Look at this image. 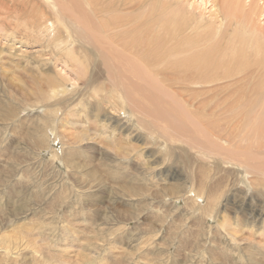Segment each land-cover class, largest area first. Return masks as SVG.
<instances>
[{
	"label": "rangeland",
	"instance_id": "rangeland-1",
	"mask_svg": "<svg viewBox=\"0 0 264 264\" xmlns=\"http://www.w3.org/2000/svg\"><path fill=\"white\" fill-rule=\"evenodd\" d=\"M80 1L78 10L59 0L60 12L75 19L80 11L101 10L106 21L115 0ZM255 1L264 12V0ZM180 2L193 4L188 11L199 19L198 52L213 37L226 45L223 37L236 24L209 32L211 0ZM35 9L54 18L44 0H5L0 7V260L3 240L21 238L22 248L6 264H34L30 250L41 247L57 255L54 264H264V143L250 137L215 147L206 120L197 118L206 95L172 89L160 78L143 81L125 74L122 63L111 72L105 59L118 60L106 55L95 31L75 37L70 52L78 61L65 57L48 41L54 31L30 30ZM262 20L261 32L245 26L237 46H254L243 45L248 33L264 42ZM117 71L126 87L115 84ZM249 71L245 93L258 85L263 101L264 78L258 81L255 67ZM48 80L61 93L45 94ZM129 84L138 97L128 100ZM145 95L157 97L160 109L183 114V136L165 131Z\"/></svg>",
	"mask_w": 264,
	"mask_h": 264
},
{
	"label": "bare ground",
	"instance_id": "bare-ground-1",
	"mask_svg": "<svg viewBox=\"0 0 264 264\" xmlns=\"http://www.w3.org/2000/svg\"><path fill=\"white\" fill-rule=\"evenodd\" d=\"M44 1L53 12L54 18L52 19L56 24L50 17L46 18V13L44 14L43 11L35 9L34 17L29 20L30 30L34 34L39 32L42 36L49 35L51 31H54L55 34L48 41L54 43L55 47L60 48L61 51L59 52H62L65 57L74 60L76 57L74 54L72 56L70 52V50L74 52V48H70V46L76 42V38L82 33H86L87 36L92 35L95 31L100 36V42L103 45L102 48L106 51V55L118 60L113 64L105 59L104 65L111 72L117 70L118 63H122L125 65V68L122 69L125 74L127 72L136 74L137 78L143 81H152L157 84V80L160 78L161 81L165 80L163 85L166 81L170 82L169 85L167 83V87L169 86L172 89L174 85H177V88L182 89L183 92L189 94L201 92L202 95H206V101L199 105L197 118L201 116L202 119L206 120L208 137L212 138L215 147L220 142L233 145L250 137L254 141L264 143V100L258 102L259 86L248 89L245 93L250 82L249 78L253 75V72H247L249 69L252 67L258 69V81L264 78V42L260 41L257 36L248 33L246 34L248 40L244 41L243 45L247 46L255 43L254 46L249 49L244 46H237L241 34L245 33L243 31L245 26L253 31H262V27L258 24L260 20L263 21L264 12L260 13L261 8L255 0H250L248 3L246 0H211L212 9H215V11L212 12L211 17L214 21L210 23L208 31L211 32L214 26L220 31L229 29L235 24L236 27H234L235 31L233 33H228L223 37L225 46L222 44L221 39L213 37V45L207 48V51L201 52L197 51L196 43V40L201 36V31L195 34L199 26V19L188 11V7L191 8L193 4L187 5L180 2V0H115L110 4L112 11L108 10L107 3L105 5L110 15L106 16L107 20L105 21L101 20L104 16L100 14L103 12L101 10L96 12L95 16L80 11L79 16L72 19L63 16L60 12L59 0ZM66 2H72L78 10L82 9L80 0H66ZM4 5L5 0H0V7L3 8ZM99 5L103 6V4ZM57 24L63 27L65 37L62 35V29ZM217 36H219L218 33ZM50 45L51 47L54 46ZM258 55L260 66L257 63ZM122 56L126 57L127 61H122L120 58ZM115 73L117 74L116 78H118L117 80L114 78L115 84L119 82L126 87L125 74L118 76L119 71ZM237 75H240V79L231 83L230 81ZM80 79L83 80V77ZM87 80L93 82L92 78ZM45 86H48L49 89V92L45 94L50 95L51 93L55 97L61 93L60 85L56 80L49 81ZM117 86L115 87L117 88ZM133 86L130 85L128 90L123 87L127 90L126 97L128 100L129 94L138 97L135 89H132ZM231 86L234 87L230 90ZM38 88L40 94H44V85L39 83ZM195 89H200V91ZM158 92H161V89ZM146 98L154 107L156 120L164 123L161 125H166L164 129L168 134L169 130L173 129L172 131L184 135L186 129L182 122L186 120L181 117L183 114L181 116L178 115L179 113L175 114L176 109L174 110L172 107L170 108L173 111H170L169 107L167 110L160 109L161 103L153 95L146 96ZM140 99L144 100V97ZM254 99L257 100L254 102ZM136 104L138 103L131 104L130 107ZM239 104H244L241 110L238 109ZM143 107H146V105ZM143 107H141L142 111L145 110ZM206 110H208V114L204 113ZM131 113L133 114L132 111ZM232 113L235 114L231 115ZM98 116V114L95 115V117ZM165 119H169L168 124ZM202 119L200 120L202 121ZM201 121H199V124ZM199 124L196 125L195 123L194 125L198 128ZM199 129L201 130L200 127ZM199 129L196 132L200 131ZM21 240L19 238L15 243L8 238L3 240L5 256L0 260V264L8 263L9 259L7 260V257L12 255L15 250L22 248V245H19ZM41 248L30 250L34 255H31L34 264L57 263V255L46 252L43 247ZM12 260L14 262L15 257ZM17 262L18 260L14 264H17Z\"/></svg>",
	"mask_w": 264,
	"mask_h": 264
}]
</instances>
